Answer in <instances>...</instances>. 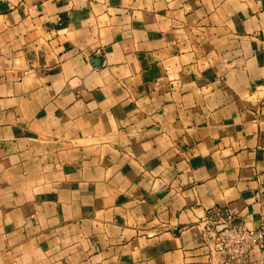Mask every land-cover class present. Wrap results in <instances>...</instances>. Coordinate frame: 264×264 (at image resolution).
<instances>
[{"label":"crops","instance_id":"0c3cea01","mask_svg":"<svg viewBox=\"0 0 264 264\" xmlns=\"http://www.w3.org/2000/svg\"><path fill=\"white\" fill-rule=\"evenodd\" d=\"M214 207L264 220V0H0V264H211Z\"/></svg>","mask_w":264,"mask_h":264},{"label":"built area","instance_id":"2783aa9c","mask_svg":"<svg viewBox=\"0 0 264 264\" xmlns=\"http://www.w3.org/2000/svg\"><path fill=\"white\" fill-rule=\"evenodd\" d=\"M197 225L204 234L213 236L214 248L209 257L211 264L214 261L215 264H248L256 248L264 249V220L258 227L234 223L226 208L214 207ZM215 254L219 257L217 262Z\"/></svg>","mask_w":264,"mask_h":264},{"label":"rangeland","instance_id":"374dc122","mask_svg":"<svg viewBox=\"0 0 264 264\" xmlns=\"http://www.w3.org/2000/svg\"><path fill=\"white\" fill-rule=\"evenodd\" d=\"M263 262H264V260H263ZM248 264H259V263H257L256 260H254L252 257L251 259H249Z\"/></svg>","mask_w":264,"mask_h":264}]
</instances>
